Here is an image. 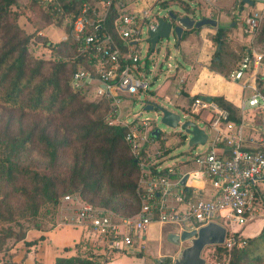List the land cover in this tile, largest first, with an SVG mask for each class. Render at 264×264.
Masks as SVG:
<instances>
[{"label": "trees", "instance_id": "obj_1", "mask_svg": "<svg viewBox=\"0 0 264 264\" xmlns=\"http://www.w3.org/2000/svg\"><path fill=\"white\" fill-rule=\"evenodd\" d=\"M92 1L26 0L17 5L16 0H0V260H9V264L16 262L12 253L2 250L6 241H21L25 248L36 244L42 237L26 241L25 230H45L38 219L41 210L52 215L64 195L77 194L83 201L122 216L134 214L139 207L135 193L139 167L123 139L125 128L106 123L108 100H89L85 90L70 87L78 62L70 43L58 41L54 46L57 53L67 50L66 58H37L27 50L33 34L53 21L66 31L80 4ZM171 2L184 12H193L182 0L158 1L162 8ZM20 16L30 20L33 32L27 33L18 24ZM106 21L116 39L111 16ZM189 31L182 32L180 41ZM228 32V26H217L210 36L217 48L208 67L223 76L239 59ZM263 35L264 19L259 40ZM199 97L214 101L227 111L228 120L239 122L237 108L224 98ZM30 149L45 157L42 167L18 162ZM23 222L30 227L22 228ZM242 227L235 236L244 239L243 246L228 249L212 245L214 260L220 264H264V223L248 237L241 236ZM81 248L80 240L73 246L74 255L56 257L52 264H103L109 260H100L99 254L92 252L79 254ZM160 264H170V259Z\"/></svg>", "mask_w": 264, "mask_h": 264}, {"label": "built area", "instance_id": "obj_2", "mask_svg": "<svg viewBox=\"0 0 264 264\" xmlns=\"http://www.w3.org/2000/svg\"><path fill=\"white\" fill-rule=\"evenodd\" d=\"M199 1L205 5L213 2ZM252 1L259 6L234 18L241 26L246 44L235 68L226 76L238 83L244 93L236 106L240 120L234 123L228 120L227 111L214 101L192 96L183 111L191 116L207 112L206 126L210 134L204 130L206 147L192 157L194 167L186 171L161 165L166 154L165 137L160 131L157 137L151 135L154 127L148 119L126 120L128 112L123 114L119 107L123 96L146 91L150 84L142 74L137 44L142 28L147 32L154 27V19L149 15L152 5L142 0H93L80 4L68 29H62L64 36L59 40L70 43L72 56L78 61L69 85L73 90H85L89 100H108L106 123L125 128L123 139L139 167L135 190L139 207L134 214L122 216L83 201L77 194L64 195L61 202L69 203L73 211L64 215L57 226H71L79 229L83 238L94 237L108 248L122 249L134 243L141 245L148 226L154 222L174 224L178 231H190L216 221L225 228L220 245L228 249L232 245L243 246L245 241L235 236L234 224L244 225L264 204L257 186L264 180V143L251 148L243 145L246 122L264 127V35L258 38L264 19V0ZM236 3L246 2L237 0ZM108 16L116 39L106 27ZM162 98L171 103L168 96ZM159 136L163 145L158 144ZM184 175L185 181L180 184ZM202 177L209 179L212 194L187 195V182ZM0 264H9V260H0ZM205 264H209L207 260ZM210 264H220V261L213 260Z\"/></svg>", "mask_w": 264, "mask_h": 264}, {"label": "rangeland", "instance_id": "obj_3", "mask_svg": "<svg viewBox=\"0 0 264 264\" xmlns=\"http://www.w3.org/2000/svg\"><path fill=\"white\" fill-rule=\"evenodd\" d=\"M16 1L17 5H22L23 3H25L26 0ZM142 1L148 2L150 6L153 4L150 8V19H154L156 16H161L165 12V10H171L179 14H184L182 13L183 10H181L177 3L171 2L167 5V7L162 8L158 3L159 0ZM182 1L187 2L188 6L190 8H193L192 16L194 18H199L200 16L205 14V10H203L202 8H200L202 10H199L198 7H194L190 0ZM230 1L231 0H225L224 5L226 7H229ZM139 3L140 5L142 4L141 1ZM199 4L202 5L203 3L199 1ZM203 5L209 9L208 14L210 15V17L216 18L215 14L217 7L214 6L212 10L211 8L213 7V5ZM258 6L259 3L256 1H252L251 4L244 3L242 4L241 9L238 7L234 9L237 11V13H234V17L237 19L241 17V15L257 8ZM221 10L224 11L219 12L217 18V26L226 27L230 23V17L226 13L228 12V10L224 8H221ZM17 21L18 24L27 33H30L31 31L33 32V26L30 20H28L25 16H20ZM62 29L63 25L59 26L55 21H53L38 32L41 36L33 34L31 40L27 44L28 52L34 57H41L47 59L66 58L67 56H69L67 50H61V52L59 51V53L55 51L56 48L54 46H56V43L60 40L62 36H64V31ZM145 32L146 29L145 27H143L140 40L137 44V49L142 64V74L146 77V79L150 81V84L146 91H139L137 94H135L133 99L126 98L123 101L121 100V102L119 103V107L121 108V112L128 111V114L125 117L126 120H131L134 117H137L139 120L144 118L148 119V123L150 124V126L159 129L161 135L165 137L164 143L166 146V154L163 160L161 161V165L171 167L177 166L180 171H186L194 167L192 163V157L195 154L203 151L206 145L189 144V135L181 128L180 124L174 128H170L162 124L160 122V117L157 114V111L154 109L144 110L143 104L140 101H153L154 103L177 113L180 116V122L183 121V119L190 120L194 122L199 128H202L208 134H210V131L206 126V119L208 117V113L202 112L198 116L187 115L186 112L183 111L182 107L173 106L163 100V94L168 95L171 99L173 97L172 90L176 88L177 78L173 79L172 75L177 71V77L181 73L188 71V65L183 61H176L180 58L176 55V47L171 37L156 43L154 49L148 52V44L144 41ZM182 41H179L178 46ZM181 53L185 55L184 51H181ZM144 61H146L145 67L143 66ZM177 64L182 66V69H179V67L177 68ZM166 85H168V87L167 91L164 93L163 87H165ZM247 124L248 123L246 122V125ZM250 126L264 134V127H262L259 123H252L250 124ZM158 139L160 140L158 141V144L163 145L160 136L158 137ZM18 162L22 165L29 164L36 167H42L46 163V159L37 150L30 149L20 155ZM257 186L261 193L264 194V180L259 181L257 183ZM72 211L73 207L69 203L61 202L60 200L59 203L56 205L52 215L43 214V210H41V214L39 215L38 219L42 222L43 229H47L49 227L56 226L64 215L71 214ZM263 213L264 208L261 207L259 212L250 221L246 222L243 225L240 231L241 236H249L257 233L263 222L262 219H264V215H262ZM28 227H30L29 224H27L26 222L22 223V228L26 229ZM240 227V225L234 224V228L236 230H238ZM28 230L34 229L28 228L25 230V232H27ZM155 231L158 232L157 230ZM168 231H178L177 226L174 224H164L161 230V236L155 238L144 237L143 243L141 245L134 243L132 246L122 249L108 248L99 243L94 237L80 238L82 248L81 251H79L78 253L85 254L86 252H92L93 254H99L98 256L100 257H98V259L100 260L104 257H112L115 260L112 261L111 264H160L166 258L170 259L171 264L172 259L175 257V254L177 253L180 246L185 245L186 242L183 241L181 242V244L177 245L170 243L166 239V234ZM155 234L156 233H154V235ZM20 242L21 241L13 242L12 239H8L2 250L6 253H11V249L16 250V245H18V243ZM84 246L88 247V249L83 250ZM212 250V246H206L202 249L201 252V256L204 257L209 264L214 260L211 256ZM136 253L140 254V256H136ZM16 264L18 263L16 262Z\"/></svg>", "mask_w": 264, "mask_h": 264}, {"label": "crops", "instance_id": "obj_4", "mask_svg": "<svg viewBox=\"0 0 264 264\" xmlns=\"http://www.w3.org/2000/svg\"><path fill=\"white\" fill-rule=\"evenodd\" d=\"M236 1L237 0H231L229 7H226L224 5L225 0H213V7L211 9L213 10L214 6L217 7V10L215 9L216 18H213L216 20V27L219 12L224 11L221 10V8L228 10V12H226L230 17V23L228 25V37L233 43L234 51L236 53H239L240 59V55L244 49V45L246 44V37L242 34L241 26H239V24L234 21V13L237 12L234 9L237 7L240 9L242 8V5L236 3ZM190 2L194 7H198L199 10H205V14H203L202 16L210 17V15L208 14L209 9L206 8L203 4H199V0H190ZM182 13L187 12L183 11ZM191 14H193V12ZM216 27H212L210 25H203L198 28L193 27L191 28L192 30L190 29V31L185 35L180 45L176 46V55L180 58L176 61L185 62L188 65V71L181 73L177 77V71L172 75L173 79L177 78L176 88L172 90L173 97L171 99L166 94L162 95V97L164 95L169 97L171 101V103L169 104L176 107L180 106L184 110V108L191 101L192 96H220L235 107L239 103L242 95L244 94L240 85L234 81L228 80L226 76H223L222 74L214 70H210L208 67L213 53L217 48L215 44L213 46V42L210 38V36L214 34ZM181 51H184L185 55L182 54ZM239 59L237 61H239ZM143 66H146V61L143 62ZM178 67L179 69H182V66L178 65L177 68ZM179 79H182L180 83ZM167 87L168 85L163 87L164 93L167 91ZM134 96L135 95L123 96L122 101L126 98L133 99ZM127 112L128 111L122 113L126 114ZM261 143H264V134L255 130L250 126V124L245 125L243 129V145L245 147L251 148ZM187 185L189 186L185 187V191L187 195H190L191 197H207L212 194V188L209 184L208 178L202 177L198 180H190L187 182ZM261 195L262 199L264 200V194L261 193ZM262 215H264V213ZM262 221L263 224L264 219H262ZM163 226L164 224H160L157 222L151 223L146 230L145 237L155 238L161 236V230ZM155 230H157L158 232H156ZM169 232L178 231H168L167 233ZM154 233L156 234L154 235ZM39 236H41L42 239L38 240L36 244L31 245L28 248H25L20 242L18 243V245H16V250L11 249L10 252L12 253V260L17 262L18 264H52L56 257H67L74 255L75 250L73 249V246L79 241L80 238H83L84 235L79 229L72 228L71 226L56 225L45 230H28L25 233L24 239L27 241ZM114 260V258L110 257L109 260L107 262H104L103 264H111Z\"/></svg>", "mask_w": 264, "mask_h": 264}, {"label": "water", "instance_id": "obj_5", "mask_svg": "<svg viewBox=\"0 0 264 264\" xmlns=\"http://www.w3.org/2000/svg\"><path fill=\"white\" fill-rule=\"evenodd\" d=\"M247 4H251V0H243ZM154 27L146 32L144 41L148 44L149 52L155 47V44L168 39H173L175 47L181 38L183 30L198 28L203 25L216 27V20L211 17L194 18L190 13L179 14L171 10H165L161 16L154 18ZM144 110H156L160 117V122L170 128L181 125V128L189 135V144H203L206 134L202 128H199L194 122L183 119L180 122V116L165 107H162L153 101L141 100ZM159 129H152L151 135L157 137ZM186 176L184 175L180 184H183ZM225 228L216 221H210L200 226L196 230H181L178 232H169L166 239L175 245L185 241V245H181L171 264H205V258L201 256L202 249L206 246L220 245L223 243Z\"/></svg>", "mask_w": 264, "mask_h": 264}]
</instances>
